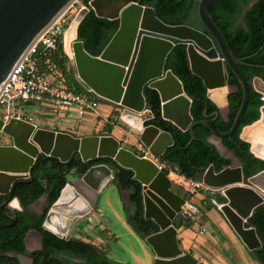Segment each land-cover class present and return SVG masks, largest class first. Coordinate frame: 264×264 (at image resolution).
Masks as SVG:
<instances>
[{"label":"water","instance_id":"obj_1","mask_svg":"<svg viewBox=\"0 0 264 264\" xmlns=\"http://www.w3.org/2000/svg\"><path fill=\"white\" fill-rule=\"evenodd\" d=\"M74 1L0 0V91L32 43ZM213 1L216 0H198L197 16L205 29L203 31L188 24H167L156 16L152 7L140 4L139 0H89L88 5L80 7L68 22L62 43L79 81L100 101L120 109L118 119L136 133L151 155L162 158L165 150L173 145L174 138L169 131L146 123L154 117L144 96L146 86L158 92L161 118L169 121L173 128L188 130L190 139L186 146L197 139L194 126L202 124L210 129L212 135L205 143L215 148L223 158L229 159L230 164L219 171H215L212 164L201 167V180L225 198L224 202H216L215 205L247 249L254 250L261 247V242L255 228L247 220L257 206L264 204V169L245 177L239 159L222 143V139L231 137L238 128L252 88L263 97V103L259 107V117L241 128L239 138L249 144V151L255 157L264 161V154L253 150L250 140L242 136L243 129L262 116L264 80L254 76L248 81L239 69L242 59L233 54L222 30L208 12V5ZM89 9H93L97 16L119 21L118 28L97 56L86 51L83 42L78 39V25ZM69 31L73 33L70 40L67 37ZM176 44L186 45L191 72L202 80L207 97L217 106L212 114H207L205 107L201 120H193L190 113L192 98L186 94L180 79L164 67L168 53ZM227 67L238 80L242 100L231 127L223 132L216 127L215 119L223 117L221 105L224 104L227 106V117V95L236 90L227 83ZM219 69L221 84L225 86L222 101L209 95L215 72ZM164 101L167 103L163 104ZM18 127L22 128L18 130ZM0 130L10 139L9 143H0V181L8 179L5 184L0 182V194H9L0 203V215L10 221L0 223V226L14 223L12 215L3 213L4 206H12L13 201L20 205L18 199L12 196L13 185L29 180L30 169L39 153L56 156L62 162L67 161L73 152H78L83 161L107 156L117 165L131 169L133 178L142 185L144 216L158 226L156 232L144 238L154 253V264H202L179 246L174 225L175 219L182 216L183 207L193 209V205L171 188L172 181L164 171L158 170L150 159L121 146L114 135L78 136L65 130L38 127L31 122L14 119L3 125L1 123ZM88 142L92 144L89 152L84 151ZM263 147L264 142L254 146L258 150ZM225 150L233 154L238 164L223 155ZM94 171H100L101 176L91 182L88 178ZM116 171L117 168L96 164L80 176L77 184L69 178L49 206L42 227L58 237L71 238L74 229L93 216L98 193L113 179ZM31 252L28 249H10L0 251V256L14 257L18 264H35Z\"/></svg>","mask_w":264,"mask_h":264},{"label":"trees","instance_id":"obj_2","mask_svg":"<svg viewBox=\"0 0 264 264\" xmlns=\"http://www.w3.org/2000/svg\"><path fill=\"white\" fill-rule=\"evenodd\" d=\"M252 1L216 0L208 5L209 14L222 30L233 54L242 59L239 69L248 81L254 76L264 80V0H255L251 4ZM82 2L88 5L89 0ZM139 3L152 7L156 16L167 24H188L205 31L197 16L198 0H139ZM118 25V19L97 16L93 9H89L78 25V39L83 42L86 51L97 56ZM164 67L170 69L180 79L186 94L192 98L190 113L194 121L204 118L205 107L207 114L217 110L215 103L207 97L202 80L189 68L185 44L174 45L166 57ZM32 71L44 72L51 81L61 83L73 91L86 90L76 77L74 66L70 65V59L63 49L61 36L56 40L55 48L39 49L33 56V63L28 66L27 74ZM227 73L228 85L236 87V90L227 95V117L218 116L215 119L216 127L223 132L231 127L242 100V89L236 76L228 67ZM143 92L154 115L146 123L169 131L174 138L173 145L169 146L162 155V160L167 164V169L164 170L166 174L170 169L176 168L177 172L187 179L201 180V167L212 164L215 171H219L230 164L229 159L223 158L215 148L205 143L212 135L208 127L202 124L194 126L193 132L197 139L186 146L190 139L188 130L173 128L169 121L161 118L158 111L160 108L158 92L147 86ZM262 103L261 95L250 88L248 103L238 128L231 137L222 139V143L239 159L245 177L264 169V161L255 157L249 151V144L239 138L241 128L259 117V107ZM119 112L120 110L114 106L109 117V120L114 118L113 124L120 123ZM112 130L113 125L107 121L103 126L104 134H111ZM134 148L128 147L138 154ZM96 164L117 168L112 180L120 191L127 192L131 204L128 220L135 232L142 238L156 232L157 224L144 216L142 185L133 178L131 169L117 165L107 156L83 161L78 152H73L67 161L62 162L56 156L39 153L30 169L29 180L18 181L13 185L12 196L18 199L21 210L11 212L9 209H3V213L13 216L14 223L0 226V251L10 249L25 251V235L29 230L36 229L40 232L42 244L39 249L31 252L35 264H130L109 258L104 251L89 241L73 236L69 239L58 237L42 227L49 206L57 199L70 176L80 177ZM42 196H46L48 206L39 214L29 211V206ZM8 197L9 194H0V203ZM217 200L224 202L225 199L219 195ZM8 222H10L8 219L0 215V223ZM192 223L190 218L184 216L174 221L176 228L189 227ZM247 223L255 228L261 242V247L250 251V254L260 264H264V204L255 208ZM0 264H18V262L14 257L0 256Z\"/></svg>","mask_w":264,"mask_h":264},{"label":"crops","instance_id":"obj_3","mask_svg":"<svg viewBox=\"0 0 264 264\" xmlns=\"http://www.w3.org/2000/svg\"><path fill=\"white\" fill-rule=\"evenodd\" d=\"M33 98L54 101L44 96ZM108 104L111 107L106 108V111H110L107 117L104 116L99 109H96V111H87L94 112L97 114L99 119H103L101 128L95 132H92V134H104L103 126L107 121H109L113 125L111 134L117 138L120 137L119 139H122L121 136L116 134L115 130L118 124H113L114 118L112 117L113 120H109L111 112L114 110V106L110 103ZM25 107L29 110H34L35 108V110H37L40 109L41 105L36 104L34 100L28 98V101L25 103ZM85 114L86 113H84L81 117H83ZM62 117L66 124L69 118L63 115ZM66 125L68 128H71L68 124ZM51 129L63 130L65 128ZM69 130L68 132L73 133L74 135L78 134L76 131H74V128ZM84 134L87 133L83 132L82 135ZM137 139L138 138L135 140ZM128 142L129 145H125V147H134L133 141ZM120 145L124 146L122 142H120ZM167 175L169 177V172ZM99 176H101L100 171H94L91 173L88 179L91 182H95ZM70 178L73 179V182L76 184L80 180V177L76 176H70ZM171 181L178 183V185H175L176 187L171 184V188L180 196L185 197L186 202L192 204L194 207L192 209L194 218L182 215L186 218H190L193 223L189 227L180 226L176 229L179 246L184 252H188L196 259H200L202 264H260L258 261L252 258L250 254V251L252 250L247 249V247L242 243L232 227L228 224L222 212L215 205L216 202L221 203V201L217 200L218 196L220 195L218 192L210 189L191 188L188 186V184L183 185L178 179V176L175 180L171 179ZM122 192L123 191L119 190L117 184L112 179H110L109 182L103 186L95 199V204L93 205V216L90 219L81 222L74 229L72 236L75 237V234L88 236L87 233L82 230V225H84V223L90 224L93 219H96L101 225H104L100 228V234H102L103 237H111L115 240V242L122 243L120 241V237L123 235L128 236V239H126V241L123 243H126V249L130 253V258L132 260L130 264H154V253L151 247L148 245V243H146L144 238L140 237L135 232L128 220L129 208L131 204L128 199L127 192L125 191V195H122ZM125 196L127 201H124ZM47 206L46 196H42L33 202L28 209L31 212L39 214ZM10 208L14 210H21L20 205L18 207L10 206ZM195 223H198L197 229L194 228ZM201 226L206 228V231L203 234L199 233V228ZM85 241H89L98 247L97 244L90 240ZM131 241L135 242V248L131 245ZM24 244L25 249L30 251L39 249L42 244L40 232L36 229L29 230L25 235Z\"/></svg>","mask_w":264,"mask_h":264},{"label":"built area","instance_id":"obj_4","mask_svg":"<svg viewBox=\"0 0 264 264\" xmlns=\"http://www.w3.org/2000/svg\"><path fill=\"white\" fill-rule=\"evenodd\" d=\"M75 0L71 6L61 14L51 25H49L40 36L32 43L25 55L19 60L13 68L9 78L3 84L0 91V112L2 125L10 120H22L32 123V116L29 115L25 103L28 98L33 97H47L54 100L56 103H64L73 105L77 109V117H81L87 111H96L99 104V99L86 88L85 91L77 92L67 88L65 85L53 82L48 75L40 71H32L27 74L28 66L33 63V56L39 49H53L55 48L56 40L62 35L68 24L66 15L68 10L73 8ZM81 5L80 7H82ZM263 100V97L261 96ZM1 132V130H0ZM134 147L138 155L142 158L150 159L158 168L164 171L167 169V164L162 158L155 157L150 154L147 147L140 140H136ZM177 174L178 179L185 180L189 187L195 189H211L207 187L202 180L187 179L184 175L177 172L176 168H172ZM215 191V190H214ZM182 215L194 218L192 209L183 207ZM206 231L204 226L199 228V233L203 234ZM201 262L200 259H198Z\"/></svg>","mask_w":264,"mask_h":264},{"label":"rangeland","instance_id":"obj_5","mask_svg":"<svg viewBox=\"0 0 264 264\" xmlns=\"http://www.w3.org/2000/svg\"><path fill=\"white\" fill-rule=\"evenodd\" d=\"M83 5L82 0H78L77 3L68 10L66 18L67 21L69 22L77 10L80 8V6ZM67 26V25H66ZM72 64V61L70 60V65ZM73 65V64H72ZM31 100H34L36 104L41 105L40 109L37 110H32L28 109L29 115L32 116V123L37 125L38 127H45V128H65L63 130H69L71 128H74V131H76L79 135H82L83 132H86L87 134H92V132L97 131L99 128L102 126L103 119H99L97 117V114L94 112H86V114L78 118L76 115V107L73 105L69 104H64V103H56L54 101H50L47 99H41V98H32ZM111 107L108 103L99 101L98 108L101 113L104 116H108L110 111H106V108ZM105 109V110H104ZM119 109V108H118ZM120 110V109H119ZM221 112L223 117H225V114L227 112V106L226 104L221 105ZM63 116H67L69 118L68 124L71 128H68V126L65 124V121H63ZM61 116V117H59ZM119 120V119H118ZM120 123L118 122V125L116 126V134L121 136L122 139L116 138L122 142L125 145L128 146L129 142L128 141H133L135 143V139L137 138V135L134 131H132L125 123H123L121 120H119ZM2 123L1 121V112H0V124ZM58 130V129H57ZM70 131V130H69ZM71 132V131H70ZM73 134V133H72ZM138 140V139H137ZM10 139L9 137L4 134L2 131L0 132V143L6 144L9 143ZM217 142V140H215ZM123 146V145H121ZM223 155L229 157L230 159L233 160L235 164H238V160L233 156V154L223 152ZM169 177L172 180H175L177 175L173 171H169ZM183 185L187 184L185 180L180 181ZM179 182V183H180ZM174 183V184H173ZM172 185H178V183L172 181ZM176 187V186H175ZM122 195H125V191L122 192ZM124 201H127L126 196L124 197ZM104 225L100 224L96 219H93L90 224L84 223L82 225V230H84L88 236H81L79 234H75V237H80L84 240H90L94 242L95 244L98 245L99 248H101L105 254L116 261H124V262H129L131 263L132 260L130 258V253L127 251L126 243H123L128 239L127 235H123L120 237V241L122 243H117L115 242L114 239L111 237H103L102 234H100V228L103 227ZM198 223H195L194 228L197 229ZM210 233V232H207ZM131 245L136 247V244L134 241H131Z\"/></svg>","mask_w":264,"mask_h":264},{"label":"bare ground","instance_id":"obj_6","mask_svg":"<svg viewBox=\"0 0 264 264\" xmlns=\"http://www.w3.org/2000/svg\"><path fill=\"white\" fill-rule=\"evenodd\" d=\"M72 34H73L72 31H69L67 33V37L69 40L71 39ZM213 80H214L213 81V87L209 89V95L211 97H214L218 101H222L221 99L224 97V94H225V86H223L221 84V81H220L221 80V70L220 69H219V72H215V78ZM178 95L180 96L181 94L179 93ZM162 103L166 104L167 102L164 101ZM17 121H20V120H17ZM21 128L22 127H20V128L18 127V130H20ZM25 129L26 128H24V130ZM242 136L244 138H247L250 140V142L253 145V150L257 151L258 153L261 152L260 154H264V147L262 149L259 148V150H258V148H254V146L257 143H263L264 142V109L262 111L261 118L257 122H255L254 124H252L248 127H245L243 129ZM91 149H92V144H91V142H88L84 146V151L89 152ZM145 159H147V158H145ZM7 181H8L7 178H3L0 182L5 184ZM11 205L14 207H18V204L16 201H13Z\"/></svg>","mask_w":264,"mask_h":264},{"label":"flooded vegetation","instance_id":"obj_7","mask_svg":"<svg viewBox=\"0 0 264 264\" xmlns=\"http://www.w3.org/2000/svg\"><path fill=\"white\" fill-rule=\"evenodd\" d=\"M224 152H226V153H230L228 150H225ZM5 200H6V199H5ZM3 201H4V200H3ZM3 201H2V202H3ZM4 208H5V209H9L11 212L14 211V209H11L10 206L7 205V204L4 206Z\"/></svg>","mask_w":264,"mask_h":264}]
</instances>
